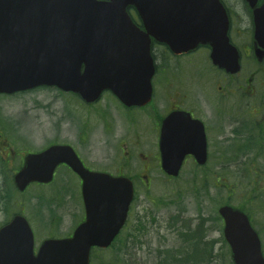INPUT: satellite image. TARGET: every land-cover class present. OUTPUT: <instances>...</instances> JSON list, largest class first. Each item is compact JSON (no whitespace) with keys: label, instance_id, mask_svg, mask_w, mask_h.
<instances>
[{"label":"water","instance_id":"water-1","mask_svg":"<svg viewBox=\"0 0 264 264\" xmlns=\"http://www.w3.org/2000/svg\"><path fill=\"white\" fill-rule=\"evenodd\" d=\"M131 5L145 30L132 21ZM254 18L255 37L264 49V3ZM228 29L220 0H0V93L47 85L93 102L110 89L126 105H145L152 96V37L176 53L210 42L214 63L234 73L240 70L239 54ZM161 144L163 169L177 176L187 149L167 147L165 131ZM197 159L204 163L206 155ZM63 162L84 181L87 220L72 238L47 240L35 254L33 231L24 216H16L0 230V264H89L91 247L109 246L126 222L132 182L89 171L69 146L28 155L15 183L24 190L32 181H50ZM219 212L234 263L264 264L249 217L229 205Z\"/></svg>","mask_w":264,"mask_h":264},{"label":"flooded vegetation","instance_id":"flooded-vegetation-1","mask_svg":"<svg viewBox=\"0 0 264 264\" xmlns=\"http://www.w3.org/2000/svg\"><path fill=\"white\" fill-rule=\"evenodd\" d=\"M221 2L230 22V44L240 55L242 68L238 73L212 62L210 43L176 53L166 44L153 42L155 74L152 99L147 105L127 106L109 92V102L103 107L104 98L94 103L77 102L80 96L72 94L73 105L68 108V120H80L77 107L88 113L94 112L106 135L99 145L108 150L111 140L117 143L112 154L105 151V157L95 159L98 164L110 160V166L108 162L104 165L93 163V157L80 150L79 145L84 146L87 138V121L80 122L75 140L42 139L39 148H32L28 138H17V134L8 132V109L4 111L7 106L0 101V223H8V219L18 213L29 219L36 215L39 221L47 218L54 222V230L47 235L66 238L71 237L86 219V206L81 193L78 196L77 192L82 189L83 180L65 163L56 167L53 179L48 183L32 182L22 192L15 187V174L23 167L26 156L45 151L52 145L71 146L86 168L126 176L135 187L139 180L149 185V172L156 167L163 172L161 139L164 131L168 137L167 147L189 150L185 153L183 167L191 164L194 169H212L214 172L226 167L221 161L223 157L250 154L264 157V99L260 100L261 89H264V50L254 37L253 14L264 0H257L255 7L247 0ZM112 111H118L119 115L110 116ZM146 143L150 145L149 151L141 150ZM203 148L208 160L205 165H200L195 157L204 154ZM138 155L146 158L143 170L133 172L131 165ZM30 188L37 190L38 199L37 206L31 211L23 200L31 193ZM62 191L67 192L65 197L60 196ZM133 207L134 202L130 205L129 215ZM60 220H71L62 232ZM101 253L102 248L93 247L91 258Z\"/></svg>","mask_w":264,"mask_h":264},{"label":"rangeland","instance_id":"rangeland-1","mask_svg":"<svg viewBox=\"0 0 264 264\" xmlns=\"http://www.w3.org/2000/svg\"><path fill=\"white\" fill-rule=\"evenodd\" d=\"M263 90L262 88L260 100L264 99ZM70 97L68 93L62 94L56 88H40L8 96V99L5 96L0 97L1 103L7 106L4 111L8 109V132L17 134V138H28L27 142L32 148H39L42 139L75 140L80 122L87 121L85 145H79L82 153L93 157L92 162L95 163L96 158L105 157V151L109 154L116 151L115 141H110L108 150L99 145L106 135L94 112L88 113L77 107L80 120H68V108L73 105ZM105 97L101 103L103 107L109 102L108 93ZM109 115H119V112L112 111ZM149 149L148 143L141 148L146 151ZM253 158L252 154L241 155L234 158L231 165L214 172L212 169L195 170L188 164L176 179H169L157 167L151 170V183L146 185L141 180L138 181L129 222L116 246L106 252L103 258L108 264H230L227 247L222 241V223L215 214L220 202L229 200L236 206L244 205L252 213L256 227L264 231V157ZM145 159L143 156H135L131 165L132 171H142ZM227 160L226 157L221 158L222 162ZM106 162L110 166V160ZM106 162L95 164L104 165ZM250 167H256L258 171H250ZM33 189L30 188L31 193L23 199L30 211L38 204L35 195L37 190ZM66 193L62 191L59 194L65 197ZM200 213L212 218L207 220V232L210 230L209 237L216 240V251L225 252L220 260L214 258L208 263L191 252L189 245L181 238L180 232L184 225L182 218L192 219L187 223L196 226ZM33 219L31 224L37 233L36 240L41 238L40 233L47 235L54 230L52 220L44 218L46 221H39L36 215ZM69 223L71 220H60L59 230L62 232ZM262 240L264 241V236Z\"/></svg>","mask_w":264,"mask_h":264},{"label":"trees","instance_id":"trees-1","mask_svg":"<svg viewBox=\"0 0 264 264\" xmlns=\"http://www.w3.org/2000/svg\"><path fill=\"white\" fill-rule=\"evenodd\" d=\"M182 221L184 225H183V231L180 232V235L182 236L184 243L189 245V247L191 248V252H194L195 255L198 254L203 260H206L209 263L212 260V258L216 255L214 253L213 242H209L208 240H206L207 217H204V215L201 213L198 217V224L196 225L197 227L188 224L187 221L190 220L182 219ZM261 232L262 231L260 230V233ZM223 253L225 252L220 251L218 255Z\"/></svg>","mask_w":264,"mask_h":264}]
</instances>
